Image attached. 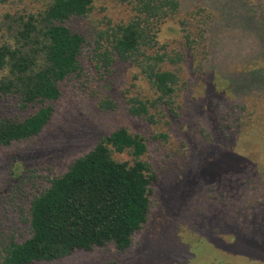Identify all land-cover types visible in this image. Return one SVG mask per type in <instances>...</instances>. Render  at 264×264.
Returning <instances> with one entry per match:
<instances>
[{
	"label": "rangeland",
	"instance_id": "374dc122",
	"mask_svg": "<svg viewBox=\"0 0 264 264\" xmlns=\"http://www.w3.org/2000/svg\"><path fill=\"white\" fill-rule=\"evenodd\" d=\"M47 1L0 0V41H10L7 15L37 13ZM179 1L182 11L162 26L156 48L169 45L184 54L176 67L179 115L165 111L157 124L129 112L128 99L153 97L141 70L123 61L99 68L96 58L97 32L108 21L128 22L134 16L131 6L94 0L88 18L68 23L86 38L80 72L62 82V97L39 136L0 147V249L30 236L31 202L54 178L102 137L125 128L146 139L142 160L158 176L148 222L125 252L109 245L39 264H264V224L252 211L264 199V94L242 87L234 93L227 79L254 67L256 41L243 23L264 21V0ZM107 100L116 108H101ZM41 106L22 109L17 97L3 96L0 119L22 120ZM114 157L133 159L129 153ZM257 214L264 217V210Z\"/></svg>",
	"mask_w": 264,
	"mask_h": 264
},
{
	"label": "trees",
	"instance_id": "16d2710c",
	"mask_svg": "<svg viewBox=\"0 0 264 264\" xmlns=\"http://www.w3.org/2000/svg\"><path fill=\"white\" fill-rule=\"evenodd\" d=\"M121 2L131 6L134 16L128 22L108 21L107 27L97 32L99 68H108L117 61L133 63L149 82L153 97L128 99L130 114L150 124L165 118V111L176 118L181 83L176 67L184 62V54L170 51L169 45L156 48L162 26L181 13V2ZM93 10L94 0H48L37 13L6 16L10 41H0V98L15 96L22 109L42 106L22 120L2 117L0 147L33 139L50 123L53 104L62 97V82L81 70L86 43L84 35L68 23L88 18ZM249 20L244 21L243 27L256 41L254 67L242 77L227 79L234 93L237 87L252 88V92H261L262 96L264 21ZM191 38V33L185 35L187 46L192 47ZM166 65L174 69H165ZM101 108L115 109L116 105L107 100ZM147 152L146 139L125 128L102 137L90 152L75 160L65 174L54 178L49 188L32 200L26 219L30 236L22 242L13 239L2 244L0 264L52 263L77 251L92 252L109 245L121 252L128 250L134 236L148 222L153 185L158 182L152 165L142 160ZM115 153H129L133 159L118 160ZM262 210L264 199L252 208L260 224H264V217L257 213ZM241 237L244 243L250 240ZM256 244L263 246V242Z\"/></svg>",
	"mask_w": 264,
	"mask_h": 264
}]
</instances>
